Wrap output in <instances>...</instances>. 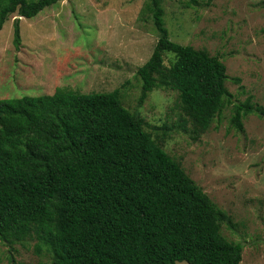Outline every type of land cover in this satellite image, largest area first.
Here are the masks:
<instances>
[{"label": "trees", "instance_id": "trees-1", "mask_svg": "<svg viewBox=\"0 0 264 264\" xmlns=\"http://www.w3.org/2000/svg\"><path fill=\"white\" fill-rule=\"evenodd\" d=\"M61 1L0 0V31L17 13L20 50L21 17ZM163 3L147 0L143 10L159 39L137 71L140 102L154 89L178 91L180 124L197 138L232 106L231 125L243 132L244 119L263 116V106L252 95L234 100L219 56L170 38ZM166 53L175 58L170 66ZM57 85L55 94L0 99V240L36 232L51 264L242 263L243 244L222 231L236 227L233 215L169 154L166 131H148L120 89L83 93Z\"/></svg>", "mask_w": 264, "mask_h": 264}, {"label": "rangeland", "instance_id": "rangeland-1", "mask_svg": "<svg viewBox=\"0 0 264 264\" xmlns=\"http://www.w3.org/2000/svg\"><path fill=\"white\" fill-rule=\"evenodd\" d=\"M147 0H62L33 18H21V48L14 44V13L0 31V99L55 94L56 86L83 93L120 89L122 100L146 121L165 148L236 227L223 234L242 243L241 264H264V115L250 114L245 130L232 127L227 106L196 137L181 126L178 91L158 88L140 102L138 69L159 39ZM170 38L205 48L227 65L236 102L250 95L264 108V0H164ZM175 60L165 54L170 66ZM240 78L237 83L234 79ZM155 127H162L156 129ZM164 127H167L165 130ZM36 232L0 240V264H51ZM177 264H189L179 261Z\"/></svg>", "mask_w": 264, "mask_h": 264}, {"label": "crops", "instance_id": "crops-1", "mask_svg": "<svg viewBox=\"0 0 264 264\" xmlns=\"http://www.w3.org/2000/svg\"><path fill=\"white\" fill-rule=\"evenodd\" d=\"M22 18V17H21ZM69 88V87H68Z\"/></svg>", "mask_w": 264, "mask_h": 264}]
</instances>
